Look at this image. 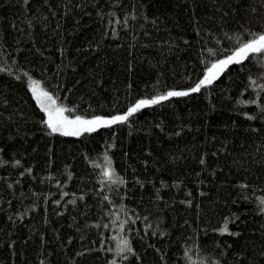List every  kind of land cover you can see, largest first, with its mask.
Segmentation results:
<instances>
[{
  "label": "trees",
  "instance_id": "obj_1",
  "mask_svg": "<svg viewBox=\"0 0 264 264\" xmlns=\"http://www.w3.org/2000/svg\"><path fill=\"white\" fill-rule=\"evenodd\" d=\"M231 4L232 0H49L48 4L29 0L25 7L24 0H0V38L8 45L0 50V65L17 73L22 66L36 78L58 84V94L70 103L82 96V110L123 111L141 96L189 86L201 73L197 57L202 46H217L207 30H219L220 9ZM253 6L258 13L251 11ZM237 7L238 13L230 14L233 27L241 17L255 25L257 16L264 15L260 0H240ZM109 10L121 18L133 11L136 16L129 15L130 27L110 24L115 17ZM197 27L204 30L201 35L207 43L203 45ZM112 28L117 36L110 34ZM89 42H99V47H85ZM230 75L231 83L228 76L220 78L211 99L202 90L140 110L130 124L116 130L114 141L103 130L100 135L79 138L48 136L35 123L39 109L26 81L21 83L10 74L0 79V264H105L115 255L98 246L104 240L105 248L114 249V234L123 231L103 227L114 219L102 213L111 208L105 201L107 188L100 187L108 183L100 177L105 150L133 194L124 198L129 208L147 213L154 230L159 215L164 216L165 226H173L169 236L151 239L170 250L168 264H217L218 260L264 264V214L256 205L264 195V125L241 115L244 110L255 111V106L236 102L246 77L236 67ZM243 98H249V92ZM4 99L9 103L4 104ZM161 117L163 132L156 127ZM184 125L191 127L179 136L168 135ZM113 142L116 146L109 147ZM205 153L202 165L200 157ZM16 159L20 165L13 163ZM210 170H215V176ZM134 176L145 182L143 188ZM161 180L168 186L161 187ZM174 181L182 183L174 185ZM242 181L251 187L242 188ZM156 189L162 201L153 199ZM186 199H192V204H184ZM225 217L233 232L240 230L239 236L215 231ZM132 227L142 230L145 221L136 220ZM194 230L199 232L198 239H189L185 245L182 234L188 237ZM124 234L133 236L135 246V234ZM217 241L224 249L232 247L221 255ZM78 252L83 255L77 256ZM241 252L243 256L234 255ZM158 256L148 248L144 264H156Z\"/></svg>",
  "mask_w": 264,
  "mask_h": 264
},
{
  "label": "snow or ice",
  "instance_id": "obj_2",
  "mask_svg": "<svg viewBox=\"0 0 264 264\" xmlns=\"http://www.w3.org/2000/svg\"><path fill=\"white\" fill-rule=\"evenodd\" d=\"M116 0H114V3ZM29 0H24V5L27 7ZM45 4L49 3V0H44ZM240 0H232V4L229 7H222L220 9L221 15L219 17V30L215 33L209 28L208 35L216 41V47L202 46L201 51L197 57L200 64L201 73L198 77L186 87H168L163 91H157L156 94L151 96H141L136 99L134 103H130L126 110L115 111L110 113L103 112H89L87 109L82 110L80 104L83 103V97L79 98L77 103H70L67 98L62 97L59 92V87L57 85H52L42 79L36 78L32 74L30 69L26 70L24 67L19 68V72H15L11 67H4L0 65V79L6 78L7 74L15 77L17 81L24 83L26 81L27 89L30 90L31 97L34 99L35 105L38 106L39 112L36 113L35 123L42 126L39 130L46 133L48 136L60 135V136H71V137H83L85 135L91 134H101V130L109 133L110 137L115 140L117 136V131L122 125L130 124L131 119L142 109L146 107H151L154 105H159L161 102L170 101L172 98H183L190 94L208 93V98L211 99V90L216 87L217 83L221 82L220 78L222 76H228L229 82L232 81L233 67H236L237 71L241 75L245 76L244 88L241 90V96L236 98V102L241 105H253L255 106V111H242L241 115L248 118L251 122L259 121L264 125V15H258L256 19V24L253 25L252 20L244 19L241 17L240 21L236 22V25L230 26L231 13H238V5ZM261 8H264V0H260ZM50 6V5H49ZM67 9V5H65ZM253 13H258V9L253 6L251 8ZM55 15V13H52ZM98 15H103L98 13ZM109 15L114 16L115 19H110V24H122L124 27H130L128 23V17L131 15L133 18L136 16V12L126 13L123 18L116 15L115 12L109 10ZM32 24L29 22V27ZM47 27V25H45ZM59 27V25H57ZM203 29L197 27L195 32L198 35L203 33ZM223 33V35H221ZM112 36H117L118 32L116 28H112ZM104 35H109L108 31L104 32ZM185 44H188V38H184ZM221 41H227L231 44L230 47L225 48ZM207 41L203 40L201 35V44H205ZM4 47H8L0 38V50ZM88 48L99 47V42L93 44L89 42L85 45ZM39 51V49H37ZM63 49H61V54L63 55ZM13 63H17L15 57H10ZM62 67V66H61ZM69 67H75L74 64H69ZM256 69V74H253V69ZM189 80L192 79L191 75L187 77ZM238 80L239 77H236ZM131 87V85H129ZM249 92V98H243V93ZM4 104H8L7 99L3 100ZM91 108L92 105L87 106ZM156 127L160 131H164L165 124L163 117L160 118V122L156 124ZM191 125H184L179 127L176 131L169 132L168 135L179 136L184 129L190 128ZM258 131V129H253ZM215 139V137H213ZM115 143H111L109 147H115ZM147 150V149H146ZM150 151V150H148ZM3 153V147H0V154ZM207 153L201 155L200 163L205 164V156ZM103 157L105 160V165H103V171L100 173L101 180H106L107 185L104 183L100 184L101 188H107L105 193V201L111 205V208L102 209V213L106 212L109 216H114V219L109 223L103 224V227L107 228L109 226L122 229L123 231L114 234V239L116 241V246L114 249H108L104 247L105 241H99V248L103 251L114 252L115 255L108 258L105 264H144L147 258V249L151 248L153 253H159L156 260V264H168V260L171 259L170 250L166 252L157 244L152 243L151 239L153 237H167L170 235V228L172 225L165 226L163 224L164 216L159 215L156 217V229L152 228V224L149 221V215L147 213H141L139 209H130L129 205L124 202V198L130 197L133 194L128 188V183L124 175L117 171L113 163V157L109 154L107 150L103 152ZM2 159V156H0ZM16 165H20L21 161L16 159L13 161ZM144 164L147 165L148 161L145 160ZM26 172L31 173V168H26ZM134 171V170H133ZM210 174L215 176V170H210ZM20 176H24L25 172H20ZM49 175H52L49 173ZM72 177V173L68 172V178ZM133 180L139 184L141 188L144 187V181H142L138 176H134ZM68 181L65 180L64 183ZM150 182V181H149ZM58 185L61 184L60 180H56ZM182 181H174V185L181 184ZM197 183H202V181H197ZM242 188L251 187L247 184V181L240 182ZM161 187H167V182L161 180ZM122 186V187H121ZM200 194L204 195L203 189H200ZM81 197L85 193H80ZM188 195L191 196V190L188 189ZM248 197H240V199H247ZM154 200L162 201L163 196L160 195V190L156 189V195L153 197ZM119 201V203H117ZM55 204L59 205L60 200H55ZM75 203V201H73ZM103 203V202H102ZM172 203H175L173 200ZM184 204L191 205L192 199H186L183 201ZM257 211L260 214H264V195H261L256 201ZM36 205L33 204L32 207ZM166 207L168 205H165ZM198 207V206H197ZM161 213L163 209H160ZM230 216L234 220H239V216L236 213H230ZM117 220L119 221L117 223ZM136 220H144L145 227L140 229H134L132 224ZM97 227L101 225L98 222ZM187 223V221H185ZM215 231L223 233H231L235 236L241 234L240 230L233 232L232 228L229 227V219L225 217L223 219L222 226L215 229ZM124 232L134 233L136 237L135 246L132 235H125ZM100 236L103 237L104 233L101 232ZM148 237V240H145ZM199 232L195 231L188 237L181 236L184 244L187 245L189 239H198ZM71 240V237H69ZM217 246L222 249L221 255L227 253L228 249L232 247L231 244L228 245L227 249H224L219 241L216 242ZM138 249H144L145 251H139ZM85 252L89 249H84ZM183 251V250H182ZM77 256H82V252H78ZM185 258H187V251H184ZM234 255L243 256V253H238ZM264 256V253H261ZM206 264V262H203ZM217 264H223L222 261H217Z\"/></svg>",
  "mask_w": 264,
  "mask_h": 264
},
{
  "label": "rangeland",
  "instance_id": "obj_3",
  "mask_svg": "<svg viewBox=\"0 0 264 264\" xmlns=\"http://www.w3.org/2000/svg\"><path fill=\"white\" fill-rule=\"evenodd\" d=\"M254 74H256V73H254Z\"/></svg>",
  "mask_w": 264,
  "mask_h": 264
}]
</instances>
